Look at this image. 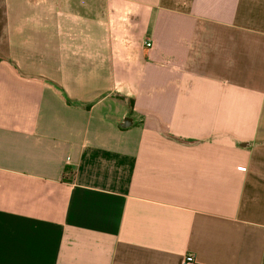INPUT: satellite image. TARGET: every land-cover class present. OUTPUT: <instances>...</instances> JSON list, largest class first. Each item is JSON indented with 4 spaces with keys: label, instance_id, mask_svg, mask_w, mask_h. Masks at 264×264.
Masks as SVG:
<instances>
[{
    "label": "crops",
    "instance_id": "crops-1",
    "mask_svg": "<svg viewBox=\"0 0 264 264\" xmlns=\"http://www.w3.org/2000/svg\"><path fill=\"white\" fill-rule=\"evenodd\" d=\"M189 253L264 264V0H0V264Z\"/></svg>",
    "mask_w": 264,
    "mask_h": 264
},
{
    "label": "built area",
    "instance_id": "built-area-1",
    "mask_svg": "<svg viewBox=\"0 0 264 264\" xmlns=\"http://www.w3.org/2000/svg\"><path fill=\"white\" fill-rule=\"evenodd\" d=\"M152 46V43L150 41H147L146 42V47H151ZM194 261V255L192 253H189L186 255V258L185 260L183 261L182 264H187V263H191Z\"/></svg>",
    "mask_w": 264,
    "mask_h": 264
},
{
    "label": "water",
    "instance_id": "water-1",
    "mask_svg": "<svg viewBox=\"0 0 264 264\" xmlns=\"http://www.w3.org/2000/svg\"><path fill=\"white\" fill-rule=\"evenodd\" d=\"M129 121L132 122V118H125L122 126L127 127L128 125H130Z\"/></svg>",
    "mask_w": 264,
    "mask_h": 264
}]
</instances>
